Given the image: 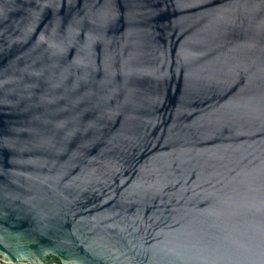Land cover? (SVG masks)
<instances>
[{
	"label": "water",
	"instance_id": "1",
	"mask_svg": "<svg viewBox=\"0 0 264 264\" xmlns=\"http://www.w3.org/2000/svg\"><path fill=\"white\" fill-rule=\"evenodd\" d=\"M0 262L264 264V0H0Z\"/></svg>",
	"mask_w": 264,
	"mask_h": 264
},
{
	"label": "trees",
	"instance_id": "2",
	"mask_svg": "<svg viewBox=\"0 0 264 264\" xmlns=\"http://www.w3.org/2000/svg\"><path fill=\"white\" fill-rule=\"evenodd\" d=\"M1 264H4V263H1Z\"/></svg>",
	"mask_w": 264,
	"mask_h": 264
},
{
	"label": "rangeland",
	"instance_id": "3",
	"mask_svg": "<svg viewBox=\"0 0 264 264\" xmlns=\"http://www.w3.org/2000/svg\"><path fill=\"white\" fill-rule=\"evenodd\" d=\"M0 264H1V262H0Z\"/></svg>",
	"mask_w": 264,
	"mask_h": 264
}]
</instances>
